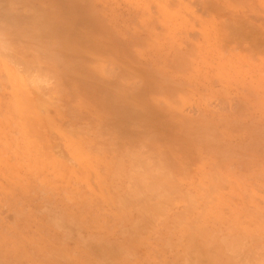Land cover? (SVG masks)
I'll return each instance as SVG.
<instances>
[{
    "label": "rangeland",
    "instance_id": "obj_1",
    "mask_svg": "<svg viewBox=\"0 0 264 264\" xmlns=\"http://www.w3.org/2000/svg\"><path fill=\"white\" fill-rule=\"evenodd\" d=\"M0 264H264V0H0Z\"/></svg>",
    "mask_w": 264,
    "mask_h": 264
}]
</instances>
